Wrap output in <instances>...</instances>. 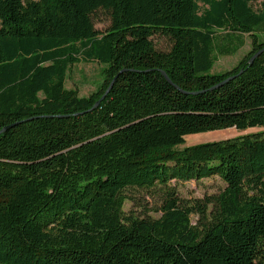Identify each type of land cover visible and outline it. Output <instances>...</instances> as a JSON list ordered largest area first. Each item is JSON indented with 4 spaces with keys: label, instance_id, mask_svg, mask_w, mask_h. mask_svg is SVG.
<instances>
[{
    "label": "trees",
    "instance_id": "obj_1",
    "mask_svg": "<svg viewBox=\"0 0 264 264\" xmlns=\"http://www.w3.org/2000/svg\"><path fill=\"white\" fill-rule=\"evenodd\" d=\"M252 1L0 0V132L15 125L0 134V264H264V11ZM244 35V62L213 74ZM81 59L105 66L89 98L65 86ZM230 129L261 131L174 150ZM213 178L225 190L193 203L171 185ZM131 191L160 194V217L126 212Z\"/></svg>",
    "mask_w": 264,
    "mask_h": 264
},
{
    "label": "rangeland",
    "instance_id": "obj_2",
    "mask_svg": "<svg viewBox=\"0 0 264 264\" xmlns=\"http://www.w3.org/2000/svg\"><path fill=\"white\" fill-rule=\"evenodd\" d=\"M253 10L257 13L264 11V0H253L251 2ZM96 28L99 31H105L109 26V22L105 14H97L94 17ZM219 32L218 34H221ZM244 40V46L240 48L234 55L231 56H218L217 62L212 70L213 74L229 73L235 68H239L244 62L246 57L252 50L251 39L249 36H242ZM264 39V36H261ZM155 48L161 52H167L171 48V43L167 39L161 37L153 38ZM81 58V57H80ZM104 69L105 66L97 62H85L81 61L72 65L67 72L66 76V89L76 90L79 97L89 98L101 90L104 85ZM261 130L251 129L244 132L237 131L235 129L215 131L208 133H201L188 136L185 139V144L176 147V152H182L186 149L195 147L200 144L224 141L228 139H234L237 137L258 133ZM172 187L175 188L177 196L184 203H193L197 200L202 201L207 197L217 196L222 193L226 185L218 178L204 179L202 181H189V182H172ZM130 200L126 202L125 211L130 212L134 210L137 215L142 217L149 216L152 218H159V208L161 206L162 197L160 194L155 193L152 196L140 193L137 191H131L128 193ZM193 222H197V217L193 216Z\"/></svg>",
    "mask_w": 264,
    "mask_h": 264
},
{
    "label": "water",
    "instance_id": "obj_3",
    "mask_svg": "<svg viewBox=\"0 0 264 264\" xmlns=\"http://www.w3.org/2000/svg\"><path fill=\"white\" fill-rule=\"evenodd\" d=\"M262 53V52H261ZM261 53L257 54L256 56H254L250 62V65L253 64V62L255 61V59H257V57H259L261 55ZM242 73V72H241ZM122 74V73H121ZM162 75L165 77V79L170 83L172 84L171 80L168 78V76L166 75L165 72H162ZM236 77H232V78H229L228 80L224 81L220 86L228 83L229 81L235 79ZM117 78H115V80L112 82V84L110 85L109 89L107 90V92L105 93V95L94 105V107L92 108V110L90 111H94L96 110L97 108H99V106L101 105V103L103 102V100L106 98V96L109 94V92L111 91L112 87L114 86L115 82H116ZM176 89L179 90L178 87L175 86ZM15 125H12V126H9V127H6L4 128L0 134H3L5 133L6 131H8L9 129H11L12 127H14Z\"/></svg>",
    "mask_w": 264,
    "mask_h": 264
}]
</instances>
